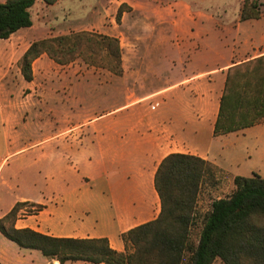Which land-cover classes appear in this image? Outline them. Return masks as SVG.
<instances>
[{
  "label": "crops",
  "instance_id": "crops-1",
  "mask_svg": "<svg viewBox=\"0 0 264 264\" xmlns=\"http://www.w3.org/2000/svg\"><path fill=\"white\" fill-rule=\"evenodd\" d=\"M244 1L223 10L186 0H146L140 13L131 6L113 36L122 43L119 77L105 69L86 77L70 65L60 66L62 78L53 80L58 66H38L43 55L28 82L18 66L28 48L15 61V46L0 49V219L18 202L44 205L37 215H21L16 227L108 238L122 252L123 233L159 216L154 178L166 156L189 154L217 166L224 149V170L246 177L238 147L250 144L245 157L259 165L249 172L264 179V121L214 133L228 69L264 55V33L256 32L264 18L242 21ZM27 111L50 118L44 141L22 143L31 127ZM54 117L61 120L59 131ZM23 250L29 252L16 264H59Z\"/></svg>",
  "mask_w": 264,
  "mask_h": 264
},
{
  "label": "trees",
  "instance_id": "trees-1",
  "mask_svg": "<svg viewBox=\"0 0 264 264\" xmlns=\"http://www.w3.org/2000/svg\"><path fill=\"white\" fill-rule=\"evenodd\" d=\"M38 0H7L0 3V40L33 26L31 9ZM55 4L61 0H42ZM258 0H245L242 21L262 16ZM130 10V8H129ZM123 7L119 10L121 22ZM48 56L65 66L82 58L92 66L123 73L120 40L88 32L33 42L18 62L23 78L33 80V64ZM264 121V55L228 69L214 127L217 135L241 131ZM215 166L194 155L173 153L159 164L154 186L161 210L157 219L123 233L124 251L114 249L108 238L53 237L16 223L25 216L37 215L45 206L18 202L0 219V233L18 247L36 250L59 264H264V179L258 174L237 176L236 190L227 199L215 200L205 215L198 243L191 241L196 220V204L204 180Z\"/></svg>",
  "mask_w": 264,
  "mask_h": 264
},
{
  "label": "rangeland",
  "instance_id": "rangeland-1",
  "mask_svg": "<svg viewBox=\"0 0 264 264\" xmlns=\"http://www.w3.org/2000/svg\"><path fill=\"white\" fill-rule=\"evenodd\" d=\"M7 0H0V3L6 2ZM190 4L202 5L205 9L219 8L224 9V6L231 4L232 8L237 7L240 0H186ZM261 4L262 18H264V0H258ZM146 5V0H61L55 4H47L42 0H38L35 6L31 9V15L33 20V29L29 33L23 32L16 35L12 41L4 42L0 40V49L15 46V54L12 60L24 52L26 48L30 46L36 40L52 39L56 37L71 35L74 33L88 32L91 34H103L106 36H117L121 27L119 25L117 18L119 15V10L123 7L124 13L122 17L128 13H132L131 6H137L139 8V13L141 12L142 5ZM130 8V10H129ZM232 12H230L231 14ZM256 32L264 33V21L256 26ZM13 42L15 44L13 45ZM122 47V43L120 40ZM261 51H264V45H262ZM123 59V55H122ZM126 62L129 59L126 58ZM45 63L39 62L38 66H49L48 64H55L57 70H54L52 76L53 80L62 78V71L60 66L53 62L48 56L44 60ZM124 62V60H123ZM36 65V67H37ZM74 65V68H82L85 71L86 77L96 70H102L103 68H98L88 64L82 58L77 59L74 63L65 65ZM17 66V65H16ZM45 67V66H44ZM16 71L17 68L15 67ZM109 71L108 69H105ZM100 72V71H99ZM102 73V71H101ZM114 74V73H113ZM123 74V73H122ZM116 75V76H122ZM22 75V74H21ZM23 77V76H22ZM42 80L45 79V75L40 77ZM60 92V88H53ZM118 103L122 101L121 97H117ZM30 117L31 127L26 135L23 137V144H30L33 142L44 141L49 135V131L46 128V123L50 122V118L43 116L41 119L35 117V114L27 111ZM61 120L54 117L53 124L55 129L60 128ZM57 131V132H58ZM56 132V131H55ZM55 135V134H54ZM59 138V137H58ZM239 157H241L240 167L243 169L242 175L250 177V169H257L259 163L253 162L245 154L251 150L250 144L243 147H238ZM243 156L245 158H243ZM219 165H214L215 169L213 172L206 177L201 187L198 201L196 204L197 217L191 229V241L194 245L198 243L201 229L204 223V217L211 211L212 204L215 200L227 199L233 195L236 190L234 180L236 177L224 170V149L220 151ZM30 210L29 208L24 209L21 215H26L25 211ZM28 216V215H27ZM50 231V230H48ZM25 251L19 248L15 243L8 241L0 233V264H16L15 261L18 256L23 255ZM189 253L186 255L184 264H189ZM214 264H224L220 259H217Z\"/></svg>",
  "mask_w": 264,
  "mask_h": 264
}]
</instances>
